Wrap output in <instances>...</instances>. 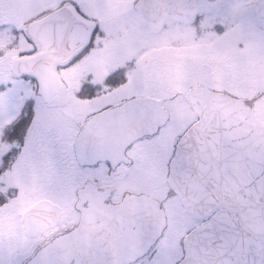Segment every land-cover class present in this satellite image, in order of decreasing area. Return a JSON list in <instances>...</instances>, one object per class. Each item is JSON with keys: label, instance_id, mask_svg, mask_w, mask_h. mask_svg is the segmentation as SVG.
Wrapping results in <instances>:
<instances>
[{"label": "snow or ice", "instance_id": "6c2138e0", "mask_svg": "<svg viewBox=\"0 0 264 264\" xmlns=\"http://www.w3.org/2000/svg\"><path fill=\"white\" fill-rule=\"evenodd\" d=\"M0 264H264V0H0Z\"/></svg>", "mask_w": 264, "mask_h": 264}]
</instances>
